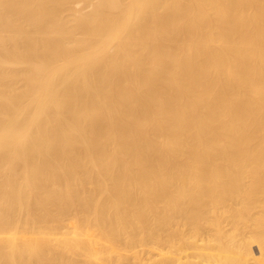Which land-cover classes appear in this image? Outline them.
Masks as SVG:
<instances>
[{"label":"bare ground","instance_id":"obj_1","mask_svg":"<svg viewBox=\"0 0 264 264\" xmlns=\"http://www.w3.org/2000/svg\"><path fill=\"white\" fill-rule=\"evenodd\" d=\"M70 2L0 0V264H264V0Z\"/></svg>","mask_w":264,"mask_h":264},{"label":"rangeland","instance_id":"obj_2","mask_svg":"<svg viewBox=\"0 0 264 264\" xmlns=\"http://www.w3.org/2000/svg\"><path fill=\"white\" fill-rule=\"evenodd\" d=\"M71 2V4H69V8H70V12H68L67 13V15L68 14H72V15H74V14H79V12H82V13H87V12H89L90 10H91V7H92V3H93V0H88V2L87 1H85V0H70ZM91 6V7H90ZM87 11V12H86ZM66 14V13H65ZM10 65V64H9ZM15 67H19V66H15ZM154 135H157V136H159V134L156 132ZM154 137H156V136H154ZM259 142V140H257V141H255V144H254V147H257V143ZM251 151H253L254 149L252 148V149H250ZM255 151V150H254ZM101 152H104V151H101ZM20 159V158H19ZM18 159V161H14L13 162V164L12 165H19V163H21V162H19V161H21V160H19ZM19 162V163H18ZM72 164V163H71ZM70 165V164H69ZM116 168V167H115ZM112 169H114V168H112ZM116 170L114 169V171L113 170H109V174H113V172H115ZM118 171V170H117ZM115 174H117L116 172L114 173V175ZM222 182H223V179L221 180ZM245 183H249L250 182V178H245L244 180H243ZM92 187H93V185L91 184V183H88V182H86L83 186H82V189H84V190H87V191H90L91 189H92ZM49 189L51 188V189H53L54 188V185H52V184H50V186L48 187ZM214 194L216 195V196H219L220 194H221V192L219 191V190H215V192H214ZM263 198H264V195H261ZM260 196V197H261ZM51 209H53V207L51 206L50 207ZM259 208L258 209H256V210H254V211H257V212H259ZM27 211H29L30 213H34V214H39V212L41 211L40 210V206L39 205H32L31 207H29L28 208V210ZM224 211H226V210H222L221 209V212H223L222 213V215L224 216V214H225V212ZM221 212L220 211H216L214 214L213 213H211V214H209L210 215V218H212L213 220V222H214V220H216L215 222H216V225H217V223L218 222H220L221 221V219H222V216H221ZM54 213V215H56V212H53ZM226 213H227V211H226ZM226 215V214H225ZM224 218H226L225 216H224ZM222 219L223 221H225V225H224V222L222 223V222H220V224H222V225H215L214 223H209L211 226L210 227H207V226H209V225H207L208 223H205L204 225L202 224V226H204L203 227V229H204V231H203V229H202V227H201V231H203L204 233H202V235L206 238L207 237V233L208 234H210L209 232H211V234L210 235H208L209 236V238H210V236H212L213 234H212V230H213V225L214 226H216L215 228H220V226L222 227V228H220V229H224V230H231V227H230V224L227 222V218L226 219ZM61 224V223H60ZM58 225V224H56L52 229H51V232H50V234H51V237H49V238H53V237H58V238H60L61 236V238H60V240H63V237H67L68 236V238H70V237H78V238H83L84 237V235L81 233V232H79V233H81L80 235H75L74 233H78V231L76 230V232H75V229H73L72 227V229L70 228V224H69V221L67 220V218L65 217L63 220H62V224L61 225ZM228 225V226H227ZM210 228V229H208V230H211V231H207V228ZM70 229V234L68 233L67 235L65 234L64 235V233L65 232H67L68 230ZM206 229V230H205ZM223 230V231H224ZM254 231L256 230L255 228L253 229ZM228 232V231H227ZM256 232H258L257 230L255 231V233ZM185 233H187V229L181 224V225H179V227H177V228H175L173 231H169L168 232V234H167V237L166 236H164V240H163V243H162V247H161V250H162V248H163V250H162V254H167V251L170 249V250H172L173 251V256H175V257H178L179 255H181V254H187L188 253V251H185V249L184 250H182L183 249V244L184 243H181L182 242V240H181V238H182V236H180L181 234H185ZM206 233V234H205ZM225 233H226V231H225ZM254 233V232H253ZM85 234V233H84ZM205 234V235H204ZM24 235V234H23ZM83 235V236H82ZM188 235V234H187ZM25 236H29V235H25ZM45 237V235H41V237ZM213 238V237H212ZM77 239V238H76ZM251 240V239H250ZM249 240V241H250ZM170 241V242H169ZM253 244L255 243V245H253V244H250L251 246L253 245V247H252V249H253V254H257V255H255V257H257V256H259L258 254L260 253V249H259V251L257 250V245H256V243L257 242H252ZM259 245V244H258ZM48 247H53L52 245H50V246H48ZM48 247H46V248H48ZM255 247V248H254ZM142 248V247H141ZM140 248V249H141ZM143 248L144 249H142V250H144L143 252H142V258L145 260V259H148L149 258V256L151 257V255H152V253L153 252H156V250L154 249V248H149V249H152V251L150 252V254H149V251L143 246ZM146 249V250H145ZM252 249H251V251H252ZM160 249H158V251L157 252H160L159 251ZM255 251H256V253H255ZM259 252V253H258ZM29 253H31V251H27V254H28V256H30V254ZM56 253V250H48V251H45V252H43V255H44V259H43V263H39L38 261L36 262L35 261V259H27L23 264H58V263H62V264H76L77 262H75L76 260H72V259H74V257L73 256H70V254H68V253H66V254H68V256L67 257H69L68 259H67V257L66 256H64L63 258H62V260H60L61 259V257L64 255V252H62L61 251V253H60V251L58 252V250H57V253L60 255V257H59V255H56L55 254ZM65 254V255H66ZM145 254V255H144ZM147 254V255H146ZM148 256V257H147ZM171 256V255H170ZM169 256V257H170ZM57 257H59V260L60 261H58V258ZM73 257V258H72ZM83 257V256H82ZM145 257V258H144ZM70 258H72L71 260H70ZM84 258H86L85 256H84ZM258 258V257H257ZM65 259V260H64ZM75 259H79L78 261L80 262L81 260L80 259H82V258H80V257H78V258H76L75 257ZM82 261L83 262H81V263H83V264H85V261L82 259ZM75 262V263H74ZM81 263H79V264H81ZM124 264H132V263H134V261H126V262H123Z\"/></svg>","mask_w":264,"mask_h":264}]
</instances>
